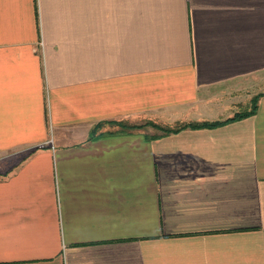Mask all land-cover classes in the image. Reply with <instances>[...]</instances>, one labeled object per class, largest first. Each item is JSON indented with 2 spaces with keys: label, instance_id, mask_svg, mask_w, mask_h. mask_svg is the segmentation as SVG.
Instances as JSON below:
<instances>
[{
  "label": "crops",
  "instance_id": "crops-1",
  "mask_svg": "<svg viewBox=\"0 0 264 264\" xmlns=\"http://www.w3.org/2000/svg\"><path fill=\"white\" fill-rule=\"evenodd\" d=\"M0 264H264V0H0Z\"/></svg>",
  "mask_w": 264,
  "mask_h": 264
},
{
  "label": "trees",
  "instance_id": "trees-1",
  "mask_svg": "<svg viewBox=\"0 0 264 264\" xmlns=\"http://www.w3.org/2000/svg\"><path fill=\"white\" fill-rule=\"evenodd\" d=\"M255 106H256V101L253 100L252 102V106L250 108V110L246 111V112H241V113H237L235 114L232 118L230 119H234V118H239V117H242V116H247V115H250L252 113H254L255 111ZM228 120V119H227ZM218 122H202V123H193V124H189V125H179L177 127H164V126H160L158 125L157 123H153V122H147L146 124H150L152 125L153 127H155L156 129H159L162 131L163 134H166V133H169V132H173V131H176L178 129H181L182 127H186V126H191V127H200V126H211V125H215L217 124ZM142 125H138V127H140Z\"/></svg>",
  "mask_w": 264,
  "mask_h": 264
}]
</instances>
